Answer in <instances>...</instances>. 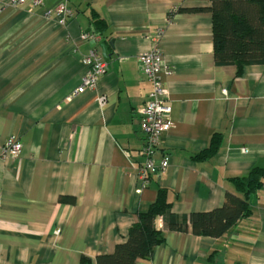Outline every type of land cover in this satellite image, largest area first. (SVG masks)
I'll return each instance as SVG.
<instances>
[{
    "label": "crops",
    "instance_id": "obj_1",
    "mask_svg": "<svg viewBox=\"0 0 264 264\" xmlns=\"http://www.w3.org/2000/svg\"><path fill=\"white\" fill-rule=\"evenodd\" d=\"M56 1L0 0V146L10 136L22 145L14 160L0 153V264H95L127 240L159 189L188 217L222 206L237 192L233 176L264 169V64L238 73L215 63L210 0H66L63 24L44 16ZM93 11L108 28L92 47L83 35L94 33ZM158 29L173 125L156 154L168 166L143 184L139 110L151 83L139 56ZM101 44L107 72L70 97L82 57L102 55ZM248 203L221 237L170 230L157 216L163 241L134 264H264V178Z\"/></svg>",
    "mask_w": 264,
    "mask_h": 264
},
{
    "label": "trees",
    "instance_id": "obj_2",
    "mask_svg": "<svg viewBox=\"0 0 264 264\" xmlns=\"http://www.w3.org/2000/svg\"><path fill=\"white\" fill-rule=\"evenodd\" d=\"M212 16L213 56L217 65H236L238 73L245 64H264V0H210ZM93 31L106 38V21L91 14ZM211 149L195 156L203 158ZM213 151V148H212ZM264 169L253 167L245 175L231 178L237 192L226 191L222 206L206 212H192L179 217L171 211L164 189L146 211L139 212L128 231L127 240L117 244L112 253L96 256L95 264H134L148 256L153 247L163 241L155 228V218L161 216L167 229L188 231L194 235L221 237L242 216L249 212L248 198L263 184ZM61 202H73L71 196H61Z\"/></svg>",
    "mask_w": 264,
    "mask_h": 264
},
{
    "label": "built area",
    "instance_id": "obj_3",
    "mask_svg": "<svg viewBox=\"0 0 264 264\" xmlns=\"http://www.w3.org/2000/svg\"><path fill=\"white\" fill-rule=\"evenodd\" d=\"M9 4L16 7L25 0H7ZM34 5L42 4V0H33ZM52 13L56 14L57 22L64 23L65 16L72 15V10L67 7L66 0H57L56 3L44 10V16L49 17ZM86 39L98 41L99 36L92 33L83 35ZM163 32L158 29L156 32L147 36L152 41V47L139 56V68L141 73L150 81L151 88L148 91L142 107L141 130L143 132L144 143L141 153L144 157L143 162L137 167L136 173L143 184L148 182V176L151 172H160L168 166V159L163 156L158 162L156 154L161 142L162 135L173 125L169 116L170 107L168 105V90L162 81V75L171 71V68L164 60V56L159 47V42ZM85 73L82 76L81 83L73 89L69 96H75L86 89L94 90L99 78L108 70V61L103 58L96 48H91L89 52L81 59ZM223 92H225L223 90ZM104 96L99 97L103 102ZM22 145L17 138L12 136L0 146V153L3 158L14 160L19 157Z\"/></svg>",
    "mask_w": 264,
    "mask_h": 264
},
{
    "label": "water",
    "instance_id": "obj_4",
    "mask_svg": "<svg viewBox=\"0 0 264 264\" xmlns=\"http://www.w3.org/2000/svg\"><path fill=\"white\" fill-rule=\"evenodd\" d=\"M95 43H96L95 41L91 42L92 47L95 45ZM110 43H112V41ZM101 48H102V56H103L104 59L107 60L109 56L107 55L105 47H104L103 44H101Z\"/></svg>",
    "mask_w": 264,
    "mask_h": 264
}]
</instances>
